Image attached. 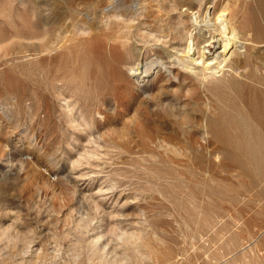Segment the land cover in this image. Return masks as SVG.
<instances>
[{"label":"rangeland","instance_id":"374dc122","mask_svg":"<svg viewBox=\"0 0 264 264\" xmlns=\"http://www.w3.org/2000/svg\"><path fill=\"white\" fill-rule=\"evenodd\" d=\"M206 15L243 34L188 51ZM0 22V264H264V105L226 80L264 81V0H0ZM144 49L166 65L140 78Z\"/></svg>","mask_w":264,"mask_h":264},{"label":"bare ground","instance_id":"6f19581e","mask_svg":"<svg viewBox=\"0 0 264 264\" xmlns=\"http://www.w3.org/2000/svg\"><path fill=\"white\" fill-rule=\"evenodd\" d=\"M181 1V0H180ZM191 2V1H190ZM189 2V3H190ZM178 5H179V3H178ZM222 12H224V10L222 9L221 10ZM112 12V11H111ZM119 12H120V10H119ZM13 13H15L14 11H13ZM121 13V12H120ZM221 15H223L222 13H220L219 15H218V18L221 16ZM119 16V15H118ZM40 19V18H39ZM196 19V18H195ZM62 20V19H61ZM197 20V19H196ZM30 21V20H29ZM205 23H204V25H206L207 27H209L208 28V31L206 32V31H202L201 33H198L199 35L197 36V37H193V35L191 34V37H190V40H189V43H188V45H187V48H188V51L189 50H191L192 48H193V46H194V44L196 45V44H198L199 42H200V40H203V41H205V43L204 44H202L203 46H199V47H202V51H204L205 49H210V47L209 46H211V45H213L215 42H216V40H217V42H220L221 40H223L224 41V46H225V48H226V43H227V41L229 40V39H236L238 36H239V38H240V34H243V31H241V28L239 27V25H237V26H235V24L234 25H232L231 27H230V32H227V26H225L224 24L223 25H221V27L220 26H215L214 27V29H212L211 28V26H212V23H211V18L209 17V18H207V15L205 16ZM24 22V21H23ZM26 22H28V20H26ZM60 22V21H59ZM120 22V21H119ZM1 23V22H0ZM75 23V22H74ZM121 23V22H120ZM27 24V23H26ZM36 24V23H35ZM37 24H38V20H37ZM122 24V23H121ZM5 25H6V23H5ZM5 25H4V27H5ZM31 25V24H30ZM117 25V24H116ZM120 25V24H119ZM25 27H27V25H25ZM122 27H123V25H122ZM2 28V27H1ZM10 28V27H9ZM21 28H23V27H21ZM39 28V27H38ZM58 28H60V27H58ZM117 28V27H116ZM66 29V28H65ZM112 29V28H111ZM110 29V30H111ZM191 29V28H190ZM202 29V28H201ZM8 30V29H7ZM25 30V29H24ZM72 30V29H71ZM90 30V29H89ZM115 30V29H114ZM123 30V29H122ZM214 30V31H213ZM216 30H219V35L221 36V38H217V39H215V37H216V35H218V33L216 34L215 33V31ZM3 31V30H2ZM11 31V30H10ZM20 31V33L19 32H17V31H15L13 34L14 35H12L13 37H21V36H24V35H26V34H24V35H22L21 34V30H19ZM30 31H32V30H30ZM29 31V32H30ZM84 31V30H83ZM1 32V31H0ZM64 32V31H63ZM120 32V31H119ZM126 32V36L125 37H128L127 35V31H125ZM191 32H192V30H191ZM245 32H247V31H245ZM249 32V31H248ZM24 33H26V32H24ZM27 33H28V31H27ZM31 33V32H30ZM6 34H8V33H6ZM92 34V33H91ZM114 34V33H113ZM117 34V33H116ZM116 34H114V36L116 35ZM251 34V33H250ZM11 35V34H10ZM60 35V34H59ZM58 35V36H59ZM111 35V34H110ZM225 36H227L226 38H225ZM245 36V35H244ZM243 36V37H244ZM34 37V36H33ZM33 37H31V38H33ZM53 37H56L55 35L53 36ZM112 37V36H111ZM174 37H178V36H175L174 35ZM7 37H3V38H0V49L1 50H4V53L5 54H8L9 53V51H8V49L7 48H5V46L7 45V44H9L8 42L9 41H7V39H6ZM27 38V37H26ZM58 38H60V37H58ZM57 38V39H58ZM70 38V37H69ZM109 38V37H108ZM122 38H123V36H122ZM121 38V39H122ZM130 38V37H129ZM245 38V42H246V45H244L245 47H246V49H245V51L246 52H241V51H238L236 54H237V56H236V58L233 60V62H231V64H230V66H231V69L232 70H236V66H241V63L242 62H244V61H246V56H247V51L249 52V50H250V48H251V45H255L257 42L255 41V37L252 35L250 38L249 37H244ZM15 39V38H14ZM28 39V38H27ZM34 39H36V38H34ZM80 39V38H79ZM78 39V40H79ZM89 39V38H88ZM112 39H114L115 40V38H112ZM126 39V38H125ZM20 40V39H19ZM54 40V39H53ZM69 40V39H68ZM73 40V39H72ZM77 40V41H78ZM113 40V41H114ZM242 40V39H241ZM10 41H12V40H10ZM17 41V40H16ZM34 41V40H33ZM116 41V40H115ZM121 41V40H120ZM128 41H129V39H128ZM236 41V40H235ZM262 41V40H261ZM31 42V41H30ZM43 42V41H42ZM51 42V41H50ZM52 42H54V41H52ZM61 42V41H60ZM69 42V41H68ZM13 43V42H12ZM16 43V42H15ZM19 43V42H18ZM32 43V42H31ZM263 43V42H262ZM20 44V43H19ZM29 44V43H28ZM46 44V43H45ZM66 44V43H65ZM88 44V43H87ZM122 44H123V47H124V49L125 50H127L128 52L130 51V54H131V51L134 49H132L131 50V45L126 41V42H122ZM15 45V44H14ZM22 45V44H21ZM20 45V46H21ZM64 45V44H63ZM16 46H18V45H16ZM23 46H26L25 44L23 45ZM27 46H29V45H27ZM31 46V45H30ZM38 46V45H37ZM41 46H42V44H41ZM55 46V45H54ZM117 46H118V43H112V44H110V50H117ZM133 46H134V44H133ZM258 46V45H257ZM22 47V46H21ZM60 47V46H59ZM59 47H57V48H59ZM77 47V46H76ZM86 47V46H85ZM108 47V46H107ZM135 47V46H134ZM148 47V46H147ZM150 47V46H149ZM152 47V46H151ZM255 47V46H254ZM23 48V47H22ZM43 48V47H42ZM55 48V47H54ZM109 48V47H108ZM144 48V47H143ZM146 48V47H145ZM13 49H14V47H13ZM15 49H17V48H15ZM19 49V48H18ZM45 49L46 50H48L49 49V47H47V45H46V47H45ZM123 49V48H122ZM136 49V48H135ZM134 49V50H135ZM38 50V49H37ZM54 49H52V51H53ZM86 50V49H85ZM141 50V49H140ZM149 50H151L150 51V53L151 52H154V51H152V48L151 49H149ZM25 51H27V50H25ZM43 51V50H42ZM45 51V50H44ZM16 52V51H15ZM35 52V51H34ZM39 52V51H38ZM47 52V51H46ZM31 53V52H30ZM43 53H45V52H43ZM42 53V54H43ZM63 53V52H62ZM88 53V52H87ZM124 53V52H123ZM133 53L135 54V52L133 51ZM142 53V52H141ZM147 53V51L144 49V52L142 53L143 55H142V58H140V51H139V54H137L138 55V57L140 58H138V60L136 61V59H134L133 60V64L132 65H129L131 68H130V70L132 69V70H136L137 71V74H138V76L140 77V78H145L146 76H148L150 73H151V70L153 69V66L156 64V63H161V65H166V63H164V61H162V58H161V56L160 55H158V50H156V55H155V57H150V58H148V57H146L145 56V54ZM154 53V54H155ZM18 54V53H17ZM29 54V53H28ZM36 54V53H35ZM34 54V55H35ZM86 54V53H85ZM153 54V55H154ZM257 54V53H256ZM36 55H38V54H36ZM58 55V54H57ZM57 55H55L54 56V58L56 57L57 58ZM90 55V54H89ZM92 55V54H91ZM151 55V54H150ZM152 55V56H153ZM250 55H251V53H250ZM249 55V56H250ZM5 56V55H4ZM39 56V55H38ZM44 57H45V55H44ZM59 57V56H58ZM137 57V56H136ZM163 57V56H162ZM256 57V56H255ZM3 58V57H2ZM87 58V57H86ZM85 58V59H86ZM176 58H177V60L178 61H172L174 64H180V63H182V64H184V57H182V56H178V54H176ZM48 59V58H47ZM83 59H84V57H83ZM251 59V58H250ZM255 59V58H254ZM39 60V59H38ZM73 60V59H72ZM88 60V59H87ZM41 61V60H40ZM102 61V60H101ZM47 62V61H46ZM92 62V61H91ZM94 62V61H93ZM170 63H171V61H170ZM172 63V64H173ZM256 63V62H255ZM210 64V63H209ZM250 64V63H249ZM89 65H91V63L89 64ZM127 66V65H126ZM129 66H127V67H129ZM155 67V66H154ZM210 67V66H209ZM216 67H219V64L217 65V66H215V71L214 72H207V73H205L204 72V74L202 75V77H203V80L204 79H206V78H208V81H211V80H214V79H218L219 78V76L220 75H217V73L216 72H218L219 70H216L217 68ZM106 68V67H105ZM107 68H108V65H107ZM122 67H120V69H121ZM109 69V68H108ZM258 69V68H257ZM5 73L6 74H10L11 73V69L9 68L8 70H5ZM246 76L247 78H249L250 80L249 81H246V80H243V78H240V76ZM113 76V75H112ZM111 76V77H112ZM199 76H201V75H199ZM198 76V77H199ZM210 77V78H209ZM245 77V78H246ZM120 78V77H119ZM139 79V78H138ZM118 80V79H117ZM117 80H115V81H117ZM226 80H227V86L230 88V89H232V91L238 96V97H240L241 99H242V101L244 102V103H246V104H249L250 106H253L254 108L255 107H257L258 105H260V106H263L264 105V86H259V85H257L255 82H260V83H262V84H264V81H261L260 79H259V76L257 75V74H255V73H253L252 72V65H250V68H249V70H247L246 72H241L239 75L238 74H234L233 73V75H228L227 76V78H226ZM121 85V84H120ZM209 86V85H208ZM216 86H218V85H216ZM120 87V86H119ZM210 87V86H209ZM199 91V90H198ZM194 95L196 96V95H199V92H197L196 90H195V92H194ZM106 98V97H105ZM106 101H108V100H106ZM120 101V100H119ZM124 102H125V100H124ZM254 112H255V114L257 113V108H255L254 109ZM257 115V114H256ZM254 119H255V117H254ZM256 140V139H255ZM105 246H107V245H105ZM101 250V249H100ZM119 258H116V257H112V258H110V259H108V263L109 264H118V262H119Z\"/></svg>","mask_w":264,"mask_h":264}]
</instances>
